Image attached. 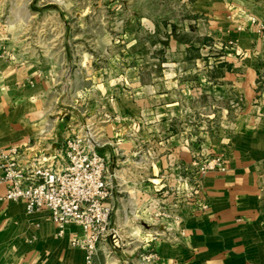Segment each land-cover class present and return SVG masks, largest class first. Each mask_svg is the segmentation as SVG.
I'll use <instances>...</instances> for the list:
<instances>
[{
	"label": "crops",
	"instance_id": "0c3cea01",
	"mask_svg": "<svg viewBox=\"0 0 264 264\" xmlns=\"http://www.w3.org/2000/svg\"><path fill=\"white\" fill-rule=\"evenodd\" d=\"M193 9L199 35L227 47L213 79L200 44L194 59L177 41L166 62L150 55L104 77L76 63L70 36L55 37L63 51L36 53L16 51L0 32V148L63 167L65 139L91 130L115 174L113 234L96 264H264V0H195ZM3 41L13 59L2 57ZM205 120L213 129L193 133L191 123ZM207 150H225L228 168L200 178L204 209L184 194L194 156ZM7 190L1 182L0 264L85 263L72 245L80 226L61 236L48 209L29 212L4 199ZM150 251L158 258H145Z\"/></svg>",
	"mask_w": 264,
	"mask_h": 264
},
{
	"label": "rangeland",
	"instance_id": "374dc122",
	"mask_svg": "<svg viewBox=\"0 0 264 264\" xmlns=\"http://www.w3.org/2000/svg\"><path fill=\"white\" fill-rule=\"evenodd\" d=\"M0 2H4L0 6V32L9 35L10 44L15 46L16 51H63L62 43L55 41V37L70 36L72 49L77 55L76 63L82 65L88 60L95 71L102 72L104 77L116 75L118 71L128 73L140 60H148L150 55L163 62V51L170 49L171 43L175 45L177 41H183L189 44L191 59L204 46L207 71L213 79L218 61H221L227 48L211 37L199 35L197 17L193 13L195 0ZM37 10H40L39 14ZM57 19L60 24L55 22ZM145 20L161 22L162 26L158 29L156 26L141 25L140 22ZM198 44L201 46L198 47ZM160 45L162 48H159ZM207 101L213 99L207 98ZM207 114H211V111ZM191 125L193 133H197L202 126L209 130L214 127V123L209 120L193 122ZM217 155H226L225 150L215 153L207 150L203 156Z\"/></svg>",
	"mask_w": 264,
	"mask_h": 264
},
{
	"label": "built area",
	"instance_id": "2783aa9c",
	"mask_svg": "<svg viewBox=\"0 0 264 264\" xmlns=\"http://www.w3.org/2000/svg\"><path fill=\"white\" fill-rule=\"evenodd\" d=\"M251 20L258 22L255 17ZM259 30L264 32L263 22ZM1 49L2 57L13 59L9 43L3 41ZM97 144L91 130L68 136L63 146L66 159L63 167H57L42 156L34 157L31 164H26L28 158L20 147L0 148L3 172L0 183L8 185L4 199L24 201L29 212L48 209L61 236L66 234L69 225L80 226L82 235L73 239L72 245L85 251L84 264H96L101 244L113 234L114 207L109 199L113 195L115 174L108 173L107 160L98 151ZM192 165L195 181L186 190L184 199L198 202L207 209L200 178L211 171L225 172L228 168L226 156L195 155ZM145 258L157 259L158 253L150 251Z\"/></svg>",
	"mask_w": 264,
	"mask_h": 264
}]
</instances>
